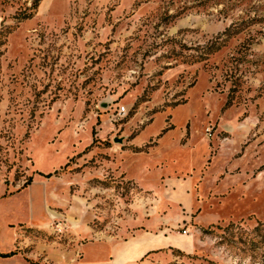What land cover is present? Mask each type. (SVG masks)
Masks as SVG:
<instances>
[{"label": "rangeland", "instance_id": "1", "mask_svg": "<svg viewBox=\"0 0 264 264\" xmlns=\"http://www.w3.org/2000/svg\"><path fill=\"white\" fill-rule=\"evenodd\" d=\"M9 28L0 252L147 226L194 247L146 264H264V0H0Z\"/></svg>", "mask_w": 264, "mask_h": 264}, {"label": "crops", "instance_id": "2", "mask_svg": "<svg viewBox=\"0 0 264 264\" xmlns=\"http://www.w3.org/2000/svg\"><path fill=\"white\" fill-rule=\"evenodd\" d=\"M40 194L43 195L45 207L50 209L53 194L49 190L45 194L42 192ZM81 234L78 232L79 236ZM172 247L189 251L194 247V240L192 237L179 238L174 232L155 230L146 226L133 229L126 237L112 236L86 241L79 247L78 257L70 258L66 260V263L59 259L53 264H146L153 260H161L164 254H159L157 251ZM12 256H1L0 264H31L28 262L17 263ZM72 259L73 261L70 263Z\"/></svg>", "mask_w": 264, "mask_h": 264}, {"label": "trees", "instance_id": "3", "mask_svg": "<svg viewBox=\"0 0 264 264\" xmlns=\"http://www.w3.org/2000/svg\"><path fill=\"white\" fill-rule=\"evenodd\" d=\"M36 2H38V0H36ZM33 14H34V12H30V13H28V14H25V15L22 16L18 21H22L23 19H26V18L32 17ZM11 31H12V28H9V29H7V30H5V31L3 32V35H2L1 40H0V45L5 44V42H6V38H7L8 34H9ZM231 35H232V34H231ZM218 48H219V47H217V48H211V50H209L208 53H212L213 51L217 50ZM56 172H58V171L55 170L54 173H56ZM42 174H43V173H42ZM52 174H53V173L50 172V173H48V174H46V175H47V176H51ZM15 253H16V251L0 252V256H2V257H9V256L14 255Z\"/></svg>", "mask_w": 264, "mask_h": 264}, {"label": "built area", "instance_id": "4", "mask_svg": "<svg viewBox=\"0 0 264 264\" xmlns=\"http://www.w3.org/2000/svg\"><path fill=\"white\" fill-rule=\"evenodd\" d=\"M121 113H126V108L124 106H122L119 110H118V114H121Z\"/></svg>", "mask_w": 264, "mask_h": 264}]
</instances>
